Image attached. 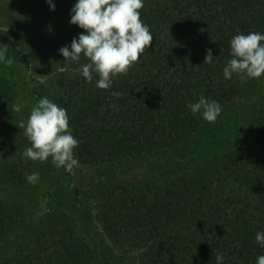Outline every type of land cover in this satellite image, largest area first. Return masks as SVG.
Masks as SVG:
<instances>
[{
	"label": "trees",
	"instance_id": "obj_1",
	"mask_svg": "<svg viewBox=\"0 0 264 264\" xmlns=\"http://www.w3.org/2000/svg\"><path fill=\"white\" fill-rule=\"evenodd\" d=\"M53 2L54 11L47 0H0L29 19L33 33L26 51L37 62L32 70L51 72L49 82L36 86V100L47 96L67 110L79 140L74 149L79 162L163 155L164 164L178 168L154 192L135 191L125 183L118 192L111 189L96 197L109 247L117 255L114 246L124 240L147 248L140 253L142 264H216L218 254L225 258L222 264H256L264 255L255 239L264 231V140L233 146L209 166L202 159L207 137L198 141L201 120L186 102L201 95L217 100L219 117L233 108L245 81L236 74L223 76L232 58L230 40L238 32H264V0H144L141 19L153 34L152 44L127 72L112 76L108 89L96 87L97 74L91 82L81 75V65L88 62L83 54L80 61H67L59 53L85 30L69 22L76 0ZM9 33L19 30L9 27ZM37 34L43 43L34 49ZM209 48L215 57L204 63ZM15 99L9 81L0 75L1 146L26 144ZM261 121L264 132V116ZM9 152L0 149V183L27 184L26 174L41 175L40 163L20 155L10 158ZM61 210L51 242L37 239L14 264L94 263L96 247L78 232L70 210ZM18 213L0 200V239L13 230Z\"/></svg>",
	"mask_w": 264,
	"mask_h": 264
},
{
	"label": "rangeland",
	"instance_id": "obj_2",
	"mask_svg": "<svg viewBox=\"0 0 264 264\" xmlns=\"http://www.w3.org/2000/svg\"><path fill=\"white\" fill-rule=\"evenodd\" d=\"M9 3H0V49H7L6 56L14 58V62L11 65L0 62V75L9 81L16 95L15 104L18 100L23 102V108L16 113L26 120L31 108L38 101L34 93L36 86L40 82H49L51 72L32 70L37 62H34L26 51L31 49L29 45H31L30 37L33 33L28 23L29 19L15 11ZM17 24L20 28H17ZM9 27H14L19 30V33L10 34ZM33 41L36 42L34 49L38 48L39 42L42 41L41 35L37 34ZM38 66L42 68V65ZM263 116L264 74L259 79L245 81L243 92L233 108L218 117L216 121L208 122L198 114L202 123L198 141L205 140L207 137V143L204 145L205 156L203 155L202 159L212 166L233 146L259 139L264 140V132L261 128ZM208 135H215V138L212 139ZM21 138L24 139L25 145L13 143L10 146V142H2L0 149L10 151V158L13 154L20 155L23 159L27 158L22 153L27 145V147L30 146V141L25 132H22ZM169 154L171 155L172 152ZM37 162L41 164V175L36 184L0 183V200L19 210L13 230L0 239V264L4 260L6 264H14L22 256L28 255L37 239L49 244L57 233L56 227H59V222L54 224V221L61 214V208L70 210L78 232L96 247V260L93 264H142L140 253L147 248L140 245L131 247L129 242L124 240L121 246H114L119 251V255L122 253L123 257H120L109 247L107 243L109 236L105 235V220L100 206L102 204L96 197L106 195L105 191L111 189L118 192L120 185L125 183L129 184V189L132 188L135 191L154 192L164 183L167 174L178 171L177 166L164 164L163 155L127 158L121 162L96 165L79 162L70 172L53 164L51 157L44 162L38 160ZM89 195H93L92 205L87 202ZM76 200L78 202H75ZM115 216L113 214L114 219H120ZM54 226H56L55 229Z\"/></svg>",
	"mask_w": 264,
	"mask_h": 264
},
{
	"label": "clouds",
	"instance_id": "obj_3",
	"mask_svg": "<svg viewBox=\"0 0 264 264\" xmlns=\"http://www.w3.org/2000/svg\"><path fill=\"white\" fill-rule=\"evenodd\" d=\"M47 3L54 11L53 0H47ZM143 7L144 0H76L69 22L85 31L74 37L70 45L59 48V53L67 61H80L83 54L88 62L81 65V75L91 82L95 73L99 77L96 87L110 88L112 76L127 72L152 44L153 34L141 19ZM6 52L7 49H0V62L11 65L14 58L7 57ZM230 55L232 58L223 68L225 79H231L233 74L241 81L259 79L264 74V32H238L230 40ZM214 57L213 50L207 49L204 63H212ZM13 107L20 112L23 102L18 100ZM186 107L192 115L199 114L208 122L216 121L222 112L219 101L203 95L194 102H186ZM19 127L24 129L30 141L23 156L41 162L51 157L53 164L69 172L79 164L74 155L79 140L70 129L67 110L47 96L36 102ZM39 177V171H33L26 174L25 179L36 184ZM255 239L264 248V231H258ZM224 261L223 255H216V264ZM256 264H264V255L256 258Z\"/></svg>",
	"mask_w": 264,
	"mask_h": 264
}]
</instances>
